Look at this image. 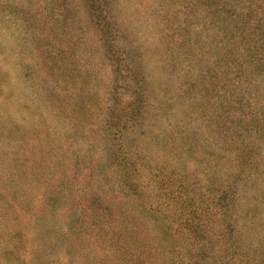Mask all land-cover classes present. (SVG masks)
<instances>
[{"label": "rangeland", "instance_id": "rangeland-1", "mask_svg": "<svg viewBox=\"0 0 264 264\" xmlns=\"http://www.w3.org/2000/svg\"><path fill=\"white\" fill-rule=\"evenodd\" d=\"M0 264H264V0H0Z\"/></svg>", "mask_w": 264, "mask_h": 264}]
</instances>
